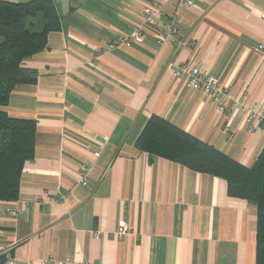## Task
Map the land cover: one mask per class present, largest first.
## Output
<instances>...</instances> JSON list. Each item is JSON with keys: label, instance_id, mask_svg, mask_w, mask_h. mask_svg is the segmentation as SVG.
Returning <instances> with one entry per match:
<instances>
[{"label": "crops", "instance_id": "obj_1", "mask_svg": "<svg viewBox=\"0 0 264 264\" xmlns=\"http://www.w3.org/2000/svg\"><path fill=\"white\" fill-rule=\"evenodd\" d=\"M178 1L53 0L60 26L23 62L36 81L16 85L4 106L35 120L36 134L18 198L0 200V255L18 264H256V206L230 197L225 179L136 141L159 115L255 163L264 130L249 115L264 111V0ZM147 6L160 9L152 23ZM174 15L179 43L160 42ZM135 30L144 40L109 48ZM185 62L222 81L223 112L175 75Z\"/></svg>", "mask_w": 264, "mask_h": 264}, {"label": "trees", "instance_id": "obj_2", "mask_svg": "<svg viewBox=\"0 0 264 264\" xmlns=\"http://www.w3.org/2000/svg\"><path fill=\"white\" fill-rule=\"evenodd\" d=\"M38 16L44 23L35 29L33 18ZM59 26L53 0H0V200L18 198L24 165L34 158L36 134L35 120L14 118L4 106L16 85L36 81L35 71L23 62L43 50L48 33ZM136 146L151 156L221 177L227 181L230 197L254 204L258 214L256 264H264V148L248 167L159 115L150 116ZM5 260L0 255V264Z\"/></svg>", "mask_w": 264, "mask_h": 264}, {"label": "built area", "instance_id": "obj_3", "mask_svg": "<svg viewBox=\"0 0 264 264\" xmlns=\"http://www.w3.org/2000/svg\"><path fill=\"white\" fill-rule=\"evenodd\" d=\"M178 5L182 7H191L194 5V0H179ZM160 12V9L156 6H147L143 10V15L147 22L152 23L157 19V13ZM180 24V18L177 15H174L171 19L170 29L167 33H160L159 41L166 43H179L177 33L178 27ZM145 35L139 30L133 31L129 35L120 36L116 40H114L111 44H109V48L113 49L118 46L121 42L131 44L134 42V39L144 40ZM256 50L264 53V44H259L256 47ZM174 73L176 76H187L189 81V86L196 90H202L205 94L210 96L215 100L217 104V108L223 112L226 109V100L228 98V91L224 87L222 81L207 73L203 69L197 67L196 65L185 62L175 67ZM257 119L258 122L262 125L264 130V111L257 113L252 111L249 115V120ZM101 153V146L99 148L94 149V155L99 156ZM88 164H84L82 167V177L81 182L83 185L88 184V173H89ZM127 222L122 220L119 224V234H123L127 232ZM2 264H18L16 259L9 258L6 259ZM44 264H51L50 259L44 262Z\"/></svg>", "mask_w": 264, "mask_h": 264}, {"label": "rangeland", "instance_id": "obj_4", "mask_svg": "<svg viewBox=\"0 0 264 264\" xmlns=\"http://www.w3.org/2000/svg\"><path fill=\"white\" fill-rule=\"evenodd\" d=\"M33 21L35 22V26H36L35 29H39V28H41L42 25H43V23H44V22H43L44 19H43L42 16H38V17L33 18Z\"/></svg>", "mask_w": 264, "mask_h": 264}]
</instances>
